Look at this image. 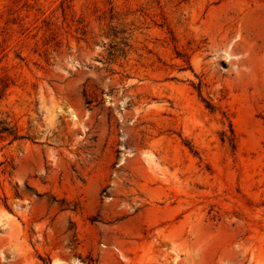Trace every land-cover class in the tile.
<instances>
[{
  "label": "rangeland",
  "instance_id": "obj_1",
  "mask_svg": "<svg viewBox=\"0 0 264 264\" xmlns=\"http://www.w3.org/2000/svg\"><path fill=\"white\" fill-rule=\"evenodd\" d=\"M0 264H264V0H0Z\"/></svg>",
  "mask_w": 264,
  "mask_h": 264
}]
</instances>
